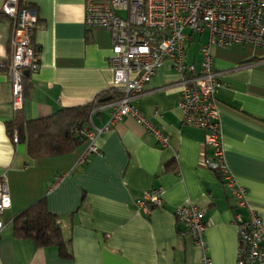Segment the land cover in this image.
Returning a JSON list of instances; mask_svg holds the SVG:
<instances>
[{"label": "crops", "instance_id": "obj_1", "mask_svg": "<svg viewBox=\"0 0 264 264\" xmlns=\"http://www.w3.org/2000/svg\"><path fill=\"white\" fill-rule=\"evenodd\" d=\"M38 16L33 41L39 69L24 74L23 103L11 104L6 67H0V177L7 179L11 205L1 220L0 264H203L202 251L174 216L193 204L205 210L206 254L211 264H235V214L244 213L218 173L200 163L202 129L187 125L178 107V74L165 60L134 101L136 109L169 135L160 148L133 118L110 124L96 139L98 154L78 162L87 141L70 153L33 158L14 143L17 127L62 108L84 107L112 89L109 32L84 25V0H24ZM0 0V62L11 57L12 19ZM196 36L187 61L199 66ZM195 44V45H194ZM194 45V46H193ZM221 86L215 96L222 126L224 159L247 201L264 220V49L234 44L212 47ZM109 110L97 109L89 125L104 127ZM14 125L12 137L7 123ZM161 188L163 203L148 213L136 205L145 191ZM44 199L57 215L72 257L56 246L37 247L14 235L13 220Z\"/></svg>", "mask_w": 264, "mask_h": 264}, {"label": "built area", "instance_id": "obj_2", "mask_svg": "<svg viewBox=\"0 0 264 264\" xmlns=\"http://www.w3.org/2000/svg\"><path fill=\"white\" fill-rule=\"evenodd\" d=\"M1 10L13 22L10 40L11 57L6 67L11 88V104L20 109L23 103L24 72L39 69V46L33 41L38 24L37 12L24 0H4ZM84 25L101 27L109 32L113 71L112 89L120 93L116 100L95 105L91 112L106 108L108 123L102 128L84 127L87 146L78 162L83 164L98 154V136L108 126L125 117L133 118L151 134L160 148L169 145V135L134 106L144 94V86L169 60L178 74L180 87L178 107L185 124L203 130L200 163L217 172L223 185L244 213L235 214L237 252L235 264H264V220L250 206L246 190L235 180L225 159L222 126L215 96L221 86L220 73L214 68L212 47L234 44L264 49V0H84ZM187 30L189 32H187ZM199 35L206 41L199 47L196 67L187 61V44ZM18 142L17 132L12 138ZM163 203L161 188L145 191L136 201L146 213ZM11 205L7 179L0 177V233L4 228L1 216ZM174 216L186 234L202 251L203 264H211L206 254L205 210L186 204L174 208Z\"/></svg>", "mask_w": 264, "mask_h": 264}, {"label": "trees", "instance_id": "obj_3", "mask_svg": "<svg viewBox=\"0 0 264 264\" xmlns=\"http://www.w3.org/2000/svg\"><path fill=\"white\" fill-rule=\"evenodd\" d=\"M120 96L118 91L110 89L98 95L87 106L62 108L47 118L32 120L25 126L16 128L18 142L25 143L27 154L33 158L70 153L87 141L84 127L89 126L94 106L106 104ZM107 97L110 99L103 101ZM6 129L12 137L14 125L7 123ZM218 176L221 179L219 174ZM13 230L16 237L30 239L37 247L56 246L63 259L72 257L63 240L59 218L48 210L44 199L34 202L16 216Z\"/></svg>", "mask_w": 264, "mask_h": 264}, {"label": "water", "instance_id": "obj_4", "mask_svg": "<svg viewBox=\"0 0 264 264\" xmlns=\"http://www.w3.org/2000/svg\"><path fill=\"white\" fill-rule=\"evenodd\" d=\"M24 74H28V72H27V71H25V72H24ZM109 99H110V98H109V97H107V98H104V99H103V101H107V100H109Z\"/></svg>", "mask_w": 264, "mask_h": 264}, {"label": "rangeland", "instance_id": "obj_5", "mask_svg": "<svg viewBox=\"0 0 264 264\" xmlns=\"http://www.w3.org/2000/svg\"><path fill=\"white\" fill-rule=\"evenodd\" d=\"M187 32H189L188 30H187ZM196 37L198 38L199 37V35H196ZM206 38V35H204L203 37H202V39L204 40ZM195 45V44H194ZM193 45V46H194Z\"/></svg>", "mask_w": 264, "mask_h": 264}]
</instances>
